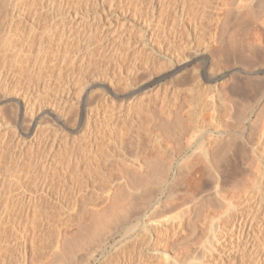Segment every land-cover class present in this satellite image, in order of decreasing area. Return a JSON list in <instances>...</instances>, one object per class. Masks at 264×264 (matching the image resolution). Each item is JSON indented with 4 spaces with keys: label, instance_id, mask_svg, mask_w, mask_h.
Segmentation results:
<instances>
[{
    "label": "bare ground",
    "instance_id": "bare-ground-1",
    "mask_svg": "<svg viewBox=\"0 0 264 264\" xmlns=\"http://www.w3.org/2000/svg\"><path fill=\"white\" fill-rule=\"evenodd\" d=\"M185 1L167 33L170 44L185 34L181 49L161 65L174 75L197 59L188 87L171 80L120 95L106 86L117 105L101 111L86 88L44 110L14 96L33 131L11 142L15 161L39 170L0 175V264H264V0ZM82 27L80 40L92 25ZM0 84L5 105L6 76ZM112 122L115 132L97 129Z\"/></svg>",
    "mask_w": 264,
    "mask_h": 264
},
{
    "label": "rangeland",
    "instance_id": "rangeland-1",
    "mask_svg": "<svg viewBox=\"0 0 264 264\" xmlns=\"http://www.w3.org/2000/svg\"><path fill=\"white\" fill-rule=\"evenodd\" d=\"M20 1L0 0V78L6 76V84L10 87V93H12L10 95V102H7L5 105L0 103V175L10 170L11 167L15 168V166L20 169L23 167L22 169L25 170L30 168H34L33 171L39 170L37 164L34 165L37 161L33 163V166L30 164V167L28 163L15 161L17 148L14 149L11 142L18 139L19 134H22L23 137L24 134L32 136L33 131L29 127V117L23 118L16 112L17 106L14 96H16L15 98L19 96L20 100L24 98L29 108H38L40 106L44 110L50 108V105L59 104L67 96L69 98L71 97L70 95L78 97L80 91L86 88L88 90V96L91 97L86 96L90 108L92 106V108H99L100 111L107 110L111 104L112 106H116L117 100L112 101V103L102 93L105 91L104 87L110 86L111 89H114L120 95H124L132 93V91L141 87L148 88L147 90H155L158 85H164L166 82V85H168L173 80L174 86L179 83L180 85L178 84L179 86L177 85V87L184 89L191 84V75L194 73L192 71L200 63L197 59H194L196 65L193 63L188 66L192 71L187 68L174 75H171L169 68L164 69L168 65L165 63L167 56L169 57L171 53H174V48L175 51L177 49L179 52L181 49L179 43L183 39L182 37L185 38V34L183 33V36L182 34H179V37L175 35L173 38L174 42L172 41L170 44V33L167 34L170 32V27L173 24V10L181 1L185 0ZM151 3L161 10H164L163 16H160L161 19L163 18L162 21L159 22L156 18L158 10L157 12H151ZM174 3L178 4L175 5ZM184 3L187 6L189 0ZM171 6L175 7L172 8ZM87 24L92 25L91 31L85 39L80 40L79 33L83 29L82 26L86 28L89 26ZM156 29L158 37H156V43L152 42L153 45H151V36L156 32ZM173 43L174 45H172ZM3 45H5L4 47L9 45V49L5 48L6 50H4ZM177 51L175 53H178ZM12 57H24L25 62L22 63L24 66L20 65L22 68L19 66L12 68ZM39 57H46L45 60L47 62H43L42 64L44 66L42 67L33 65ZM239 57H242V61H244L243 56ZM152 59L153 61H151ZM161 64L164 66L166 64V66L164 67ZM191 67L194 68L192 69ZM151 68H153L152 70L154 72L150 71ZM157 68H162L163 71L162 69L157 70ZM148 72L156 74L152 75L150 73L152 75L150 77L151 75ZM183 73L187 74L185 75ZM159 75L163 76L161 77ZM128 77L129 81H131L129 83L127 82ZM174 77H177L176 79L178 81ZM168 79L169 81H167ZM157 81L158 83H156ZM181 88L177 89L181 90ZM3 90L4 86L0 84V100L3 98ZM104 97L106 98L104 99ZM49 116L42 115V118H39L40 126L45 124L44 127H48L47 124H50V127L52 125L51 116ZM70 118V114L67 113L66 120L68 123ZM115 122H112L113 125L110 124V127L99 125L97 129L105 131L106 133H108V130L111 132L113 131L112 126L115 125L117 127ZM115 129L113 132H115ZM70 147V145L67 146L66 152L69 153V158L68 156L66 158L64 157L63 168L60 165H54V170L56 167L57 170L59 169L58 171L61 170L60 174L65 172L67 163H71ZM74 152L76 153V151ZM66 159H68V162ZM25 167L29 168L27 169ZM39 179L34 178L29 184L26 183V186L31 187L29 188L27 186L26 188H29V191H33L34 185H38L41 181ZM55 186L63 189L62 186H64V183L63 185L55 184ZM11 188L9 189L12 190ZM56 196V193H54L53 199L42 201V207H45L44 205L46 207L47 205L51 206Z\"/></svg>",
    "mask_w": 264,
    "mask_h": 264
}]
</instances>
